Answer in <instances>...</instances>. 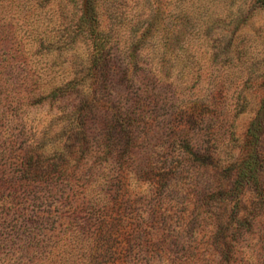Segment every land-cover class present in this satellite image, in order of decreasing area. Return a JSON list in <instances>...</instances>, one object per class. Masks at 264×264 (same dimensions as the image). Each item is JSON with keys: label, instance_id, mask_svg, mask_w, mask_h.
<instances>
[{"label": "trees", "instance_id": "1", "mask_svg": "<svg viewBox=\"0 0 264 264\" xmlns=\"http://www.w3.org/2000/svg\"><path fill=\"white\" fill-rule=\"evenodd\" d=\"M83 1L91 6L93 0ZM224 2L226 19L238 20L234 0ZM250 5L264 8V0ZM205 6L180 8L172 14L176 22L163 29L158 14L136 26L137 14L138 22L113 34L94 6L71 23L69 44L81 37L86 51L67 60L68 74L57 82L15 100L16 108L44 101L63 106L20 156L21 178L43 192L34 191L33 204L45 209L41 215L38 210L19 214L15 224H7L10 231L0 230V264H149L154 259L174 264L181 246V234L171 229L177 185L209 170L218 183L209 187L205 178L200 214L212 224L210 244L220 258L233 259L238 238L264 215V97L239 154L223 165L215 162L209 151V101L192 98L193 85L178 70L181 43L201 32L209 38L220 21ZM54 124L57 130L48 132ZM74 186L81 187V203L71 206L67 226L50 245L47 224L60 217L46 211L48 197L54 189ZM159 217L167 225L161 234L151 230Z\"/></svg>", "mask_w": 264, "mask_h": 264}, {"label": "rangeland", "instance_id": "2", "mask_svg": "<svg viewBox=\"0 0 264 264\" xmlns=\"http://www.w3.org/2000/svg\"><path fill=\"white\" fill-rule=\"evenodd\" d=\"M250 2L234 0L233 12L240 17L234 21L225 17L228 7L224 0H93L91 3L99 11L102 24L113 34L123 25L138 22L137 14L141 22L136 26L149 15L158 14L163 29L165 23L174 22L172 14L180 8L197 11L205 4L209 6L210 17L220 19L209 31V38H204L201 32L190 43H181L183 48L179 53L183 62L178 67L188 79L186 83L193 85L189 90L193 93L191 97L209 101V151L214 153V161L220 165L239 154V144L256 120L264 97V8L251 6ZM238 5L241 6L239 11ZM91 6L90 3L84 6L83 0H0L2 231H10L7 224H15L19 214L28 217L38 210L37 215H41L45 209H38L33 204L36 201L34 191L37 190L39 196L43 192L21 178L20 156L25 150H31L44 130H48L51 117L63 106V102L44 101L16 108L15 100L26 92L49 87L68 74L67 60L86 51L81 37L69 44L68 27L84 11L88 15ZM212 19L209 18V23ZM50 42L55 45L50 46ZM57 128L54 124L48 132ZM261 150L264 152V134ZM89 163L90 160L86 166ZM204 176L188 177L177 185L175 202L179 204L171 211V229L175 228L181 234V246L174 255V264H264V215L254 219L251 230L238 238L231 261H223L210 244L212 224L209 218L200 214L199 199L207 182L209 187L218 182H213L216 177L210 170ZM80 191L81 187L75 186L64 191L54 189L53 195L48 197L46 211L60 217L57 221L52 217V222L47 224L45 233L50 245L67 226L71 206L81 203ZM165 225V219L159 217L151 224V230L161 234L167 229ZM93 229L90 232L94 233ZM149 264L169 262L154 259Z\"/></svg>", "mask_w": 264, "mask_h": 264}]
</instances>
